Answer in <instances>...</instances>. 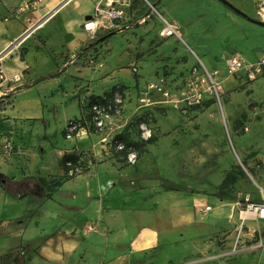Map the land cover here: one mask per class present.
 Here are the masks:
<instances>
[{"label": "rangeland", "instance_id": "obj_1", "mask_svg": "<svg viewBox=\"0 0 264 264\" xmlns=\"http://www.w3.org/2000/svg\"><path fill=\"white\" fill-rule=\"evenodd\" d=\"M134 1L126 9L128 18L138 11L139 6L133 8ZM141 1L146 2L137 0V5ZM227 1L246 16L219 0H159L157 6L142 2L143 13L137 12L133 21L123 23L122 30L106 29L110 35L96 49L98 65L102 68L99 71L86 68L83 76L75 75L86 84L94 81L97 92L115 82L135 84V92L134 95L116 92L108 99L117 109L122 108L111 125L89 132L97 140L93 147L71 146L68 142L73 139L61 135L62 128L58 127L66 116L70 121L80 118L79 111L71 107L57 108L58 115L55 109L50 112L56 121L61 117L55 129L42 120L3 133L2 153L24 164L34 159L41 164L34 177L23 181L21 187L13 185L10 193L34 194L40 200L42 212L53 210L57 215L51 222L41 220V226L42 231L58 238L53 246L58 255L52 260L42 256L39 264L87 263L86 244H99L105 236L99 224L102 208L97 178L104 173L109 175L115 165L129 168L134 180L143 177L139 172L144 171L148 178L161 179L163 186L176 185L188 192L236 198L242 209L249 202L264 201V76L254 81L243 74L229 76L226 65V58L232 54L241 55L246 62L264 57V26L259 23L264 22L263 5L261 0ZM148 14L145 24H137L136 19ZM162 18L178 27L180 39L160 36ZM126 24L132 27L124 28ZM94 56L95 53L91 55ZM205 67L219 71L216 83L220 102L209 89L211 80ZM106 77L109 79L103 82ZM152 83L165 85L172 98L159 91L148 93ZM193 89L202 94L200 104L186 102ZM142 98L147 101H141ZM63 99L55 96L52 102L57 105ZM87 105L80 107L81 117L88 116ZM121 132L134 140L152 136L156 141L147 146L140 159L132 154L126 163L119 162L111 144ZM66 154L79 156L75 178L66 188L67 182L50 193L39 183V178L52 187L55 180H61L62 159ZM28 216L29 212L24 218ZM44 240L42 237V244ZM82 241L84 249H79ZM30 260L26 252H17L10 259L16 264H29Z\"/></svg>", "mask_w": 264, "mask_h": 264}, {"label": "crops", "instance_id": "obj_2", "mask_svg": "<svg viewBox=\"0 0 264 264\" xmlns=\"http://www.w3.org/2000/svg\"><path fill=\"white\" fill-rule=\"evenodd\" d=\"M99 1L43 0L33 10L27 0H0V70L6 78L0 83V145L3 133L18 125L43 120L55 129L61 117L56 121L51 116L54 109L58 115L57 108H75L81 118L80 107L91 96H103L114 86L123 88L118 93L134 95L135 84L115 82L97 92L94 81L86 84L75 75L83 76L86 68H102L96 49L104 41L90 43L106 29L96 33L84 29L85 18L94 15ZM58 71L62 72L59 77L34 83ZM15 75L21 80L13 81ZM55 96L64 99L56 105ZM69 121L66 116L58 128L63 130ZM71 139L68 143L78 148L97 144L85 128ZM1 150L0 146V256L26 252L29 264H39L42 256L55 259L58 252L53 246L58 238L42 231L41 220L51 222L56 213L42 212L34 194L10 193V187H21L35 176L40 160L24 164ZM130 171L115 165L109 175L97 178L99 224L105 236L99 244H86V264H264V220L247 214L239 201H222L211 193L188 192L176 185L168 190L161 179L140 171L143 177L134 180ZM79 244L84 249L83 241Z\"/></svg>", "mask_w": 264, "mask_h": 264}, {"label": "built area", "instance_id": "obj_3", "mask_svg": "<svg viewBox=\"0 0 264 264\" xmlns=\"http://www.w3.org/2000/svg\"><path fill=\"white\" fill-rule=\"evenodd\" d=\"M42 1L43 0H27V4H31V9L35 10L37 7V3ZM145 1L147 4H150L148 0ZM261 2L263 5L261 16L264 18V0H261ZM131 5V0H100L96 5L95 13L92 16V19L85 21L84 29L92 33H96L100 29L109 28H119V30H122L123 28H121V26L123 25V23H129L130 21H133V17L137 15V11H134L133 17L131 18L130 15V17L128 18L129 12H126V9L127 7H131ZM147 17H149V14L147 16H143L141 19L138 18L135 21H137V24L140 25L145 24L147 21ZM162 20L163 27L161 29L160 36L163 38L176 37L177 39H180L181 33L178 27L165 18H162ZM129 25L132 24H126L124 28H131L132 26ZM226 65L229 76H237L239 74H243L249 81H254L258 77L264 76V57L259 58L255 62H246L241 55L232 54L226 58ZM205 70L208 78H210L211 80L209 89L211 90V92L216 94L218 102H220L218 87L216 83V78L218 77L219 71H209L206 67ZM5 80L6 78L4 72L3 70H0V83L4 82ZM20 80L21 77L19 75H15L13 78V81L15 82H18ZM147 89L148 93L159 91L165 97L172 98L171 92L165 87V85L161 83H152L148 86ZM202 99V94L193 89L192 92L186 97V102L190 105H197L201 103ZM116 101H120V103L122 102L118 99H116ZM141 101H147V99L142 98ZM117 108L118 106L116 104H113V102L109 101H106L105 103L97 102L93 104L90 108H88V114H92V121L87 122V125L90 124L91 126V124H94L95 130L98 131L100 129L108 127L113 123V120L118 118L122 106H119L120 109ZM75 128L76 126H73L72 128H70V131L74 130ZM68 136L69 138L74 137V135L72 134ZM106 140L107 139H105L104 141ZM122 148L123 147L120 145L119 149ZM208 209H210V207H207V210ZM244 211L247 214L254 215L257 218L264 220V201L262 203L249 202Z\"/></svg>", "mask_w": 264, "mask_h": 264}, {"label": "trees", "instance_id": "obj_4", "mask_svg": "<svg viewBox=\"0 0 264 264\" xmlns=\"http://www.w3.org/2000/svg\"><path fill=\"white\" fill-rule=\"evenodd\" d=\"M136 1L137 0H135L133 3V8L137 9V7L139 6V8L137 9L138 10L137 12L143 13L144 9L140 8V4L143 1H141L139 5H137ZM148 1L151 3L152 6H157L159 4V0H148ZM143 4L146 5V2H143ZM109 33L110 31L104 32L102 35H97L95 37V42L90 43V45L99 42L103 37H105L106 39V37H109L110 35ZM113 33L115 34L116 31ZM61 73L62 72L58 71L55 73H50L46 76H41L34 83L37 84L49 78H56L59 75H61ZM26 87H31V86L24 85L22 88H26ZM117 90L118 91L123 90V88H118V86H114L112 91L109 92L111 94L106 93L104 96H91L90 102L87 107L90 108L93 104L97 102L105 103L106 101H108L109 98H111V96L115 95ZM90 121H92V114H88L87 118L81 117L79 119L77 118V119L71 120L68 123L67 127L62 130L61 135L64 138H67V136L70 134L76 136L78 132L80 131V129H83V128L87 129L88 132H92L91 130L92 129L94 130L95 127H94V124H91L90 128L88 127L87 122H90ZM73 126H76V128L70 131V128H72ZM155 141H156V138L152 136L146 140L145 139L134 140L130 137L129 134L121 132L114 137L111 146L113 147L112 151H113L114 157L119 162L126 163L130 154H134L136 159H140L143 156V154L147 151V146L154 144ZM120 145L123 147L122 149H119ZM78 163H79V156H77L76 154H66L62 159V165H63V171H64L63 178L58 181L55 180L53 187L44 178H39V183L45 188H47L50 193L55 192L57 188L63 185V183L71 181L75 178V170L78 166ZM70 172H72L73 174H70ZM226 182L227 180L224 181V183L222 184V188L225 186ZM163 187L168 190L174 189V186H170V185H165ZM216 197H218L222 201H225V200L226 201L227 200L238 201L236 198H233L230 196L229 197L216 196ZM12 255L13 254L10 253L5 256H0V264H11L10 259L12 258Z\"/></svg>", "mask_w": 264, "mask_h": 264}, {"label": "water", "instance_id": "obj_5", "mask_svg": "<svg viewBox=\"0 0 264 264\" xmlns=\"http://www.w3.org/2000/svg\"><path fill=\"white\" fill-rule=\"evenodd\" d=\"M220 2H222L225 6H227L228 8H230L231 10H233L234 12L242 15V16H246L242 11H240L239 9H237L234 5H232L229 1L227 0H219ZM86 20H90L92 19V16H87L85 18ZM261 25L264 26V22H259ZM105 38H102V40H104Z\"/></svg>", "mask_w": 264, "mask_h": 264}, {"label": "bare ground", "instance_id": "obj_6", "mask_svg": "<svg viewBox=\"0 0 264 264\" xmlns=\"http://www.w3.org/2000/svg\"><path fill=\"white\" fill-rule=\"evenodd\" d=\"M95 26V25H94ZM193 51V50H192ZM193 54L198 58V54L193 51Z\"/></svg>", "mask_w": 264, "mask_h": 264}]
</instances>
